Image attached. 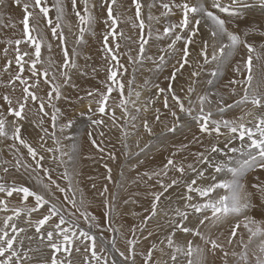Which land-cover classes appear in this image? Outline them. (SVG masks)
Masks as SVG:
<instances>
[{"label": "snow or ice", "instance_id": "obj_1", "mask_svg": "<svg viewBox=\"0 0 264 264\" xmlns=\"http://www.w3.org/2000/svg\"><path fill=\"white\" fill-rule=\"evenodd\" d=\"M116 2L117 0H101V6L106 8L107 17L104 22L108 28L103 37V50L105 51L106 60L116 61L114 67L123 69L126 72L127 69L118 60L121 44L116 37L119 36L123 39L124 34L122 31L117 32L118 24L122 21H120L118 15L113 14V5ZM14 3L17 7L22 8L23 18L20 23L23 27L21 29V39L14 42L8 41L9 44L15 43L17 45L15 63L18 71L11 83L19 81L21 85L26 86L22 89L21 97L16 98L15 102L9 95L0 97L4 101V104H0V138L12 140L14 142L11 145L12 148H16V143H18L27 149V154L32 158L34 164H22L23 157L17 156L12 167L15 169V173H20V169L23 167L25 172H28L29 176L44 191L30 189L28 186L18 183L16 179L9 183L6 175L10 173V168L6 165H9L10 161L4 160L0 163V171L6 174L0 176V194H2L0 195V212L6 214L0 217V264H79L75 260L74 254L82 256V264H109L110 258L111 264H119L112 257L114 252L118 253L124 264H135L136 241H127L130 247L125 252L117 248L115 239H106L102 234H99L104 231L103 224L98 222L97 217L84 206L82 197L77 201L76 192L71 187L72 182L67 170L61 173L59 177L53 178L52 172L55 169L45 167V157L22 136L23 125L21 122L28 119L26 109L29 103L37 104L38 102V112L44 115H48L45 111L46 107L52 108L50 120L53 129L56 128L60 110L55 107L53 101L61 97V85L56 81L58 78H62L66 82L70 78L68 70L76 67L72 59L75 54V47L70 51L67 46V35L64 28L67 27L68 31L72 32V25L70 22L65 24L66 11L62 0H53L51 4L48 3V0H14ZM70 3L71 13L75 15L78 21V34L75 32L72 34L75 37V43H80L83 41L85 32L91 28L96 18L91 12L89 0H70ZM78 3L82 5V8L78 9ZM133 3L136 8L135 19L133 20L130 17L127 22L131 23L133 28L138 27L140 32L138 35V56L133 58L129 55L128 58L131 63L143 60L145 45L149 42L148 39H145V22L141 18L143 5L138 0H133ZM160 6L164 9V16L175 15L176 12L180 13L178 23L170 24L163 29V35L171 38L168 47L175 49L178 41H184V47L180 49L183 55L177 60L175 71L170 79H175L176 72L182 70L186 65H190L188 60L189 45L196 42L194 38L200 34L202 24L209 28L210 37L215 43L210 45L208 40L201 42V67L213 63L218 66L223 65L241 48L246 50V56H242L241 60L232 68L235 76L239 78H230L226 85L229 98H234L232 103H227L223 94L216 99L210 98L209 95H201L198 96L196 104L189 100L186 106L184 101L175 94L171 85L167 89H159L160 93H171L175 108L169 107L167 95L164 97V107L169 109L174 125L181 122L182 116L189 117L199 124L201 134L208 137H213V133L215 134L214 139L216 142L209 144L205 152L196 154L197 162L207 167L197 169L194 165L189 164L187 169L195 172L196 177L200 178L204 177L208 168H212L215 173L227 172L231 175V179L221 181H216V178L212 177L213 182L206 186L198 185L196 178L185 182L186 195L183 197L185 202L182 207L173 209L175 218L170 220L173 231L166 237L167 247L171 249V264H206L205 249L198 244L194 245L192 239H188L185 245L175 243L173 237L176 232L198 237L204 245H210L207 251L213 255L219 250L223 253L224 264H229L227 259L229 255L238 256L239 264H264V221L258 222L248 215L250 209L257 207L253 202L256 192L261 197V203L258 207L264 210V182L252 184L251 187L256 189V192L247 191L244 183H242L250 170L256 168L264 170V51H262L264 44L257 48L254 43L246 39L249 31H252L251 29L241 34L230 30L228 27L229 24H234L236 20L242 19L243 13L252 7H259L264 11V0H227V2H222V0H197L196 3H191L190 0H168V2H162ZM91 7L94 8L95 4H92ZM149 7H152V5H149ZM53 9L55 10L54 19L50 16ZM222 16L227 17V19L222 18ZM148 19H152L151 15ZM41 21L46 22L44 28L51 32L52 39L58 41L56 47L62 51L63 60L58 66L49 60L48 67L37 68V65L43 63L42 47H46L49 52L53 47L52 43L47 40L45 31L40 27ZM260 35L264 36V30L260 32ZM147 36L149 39L151 38L152 33L150 30ZM157 38L160 37L157 36ZM22 43L33 49V51L25 50L21 54L19 45ZM209 47L212 48L211 53L208 51ZM4 52L7 54V49H4ZM25 57L29 59L25 61ZM159 59L161 62L164 61L163 56ZM254 61L257 63L254 64ZM25 64H30L28 70L31 77L29 78L22 75ZM7 65L11 67L12 61L9 60ZM8 67H5L4 71H8ZM53 68L56 71H53L50 75V70ZM257 68L261 69L259 78H257L255 71ZM108 71V80L112 81V84L105 85L106 92L97 93L99 95V99L96 100L97 111L102 115L106 114V106L111 93L117 91L119 102L111 108L113 112L111 119L115 125L116 117L114 113L116 107H119L125 116L128 115L127 105L130 102L131 91L128 93V98H125V85L122 81L116 79L117 71L113 70L112 67ZM219 72L220 69L217 67L211 72V75L218 76ZM198 74L197 71L192 72V76ZM32 78L35 79L32 80L31 84H28V79ZM41 83L50 85L45 96L37 94ZM128 83L131 84L132 81ZM113 84L116 85V88H113ZM192 92L193 89L189 87V95ZM88 95L93 96L94 93L89 92ZM212 95L215 96L216 94ZM138 96L139 93H137ZM113 99L115 101L116 98ZM5 104L7 105L6 110L4 108ZM249 105L251 108L248 107ZM213 106L218 113H224L227 109L235 107L241 109L243 114L232 119H216L213 117ZM89 111H92L91 102ZM145 111H147V108H145ZM156 111L159 112L158 109ZM9 116L13 119L8 120ZM247 117H252V119L247 120ZM155 119L159 121V115H156ZM42 123L43 119L41 118ZM92 123L99 126L104 121L97 119L93 120ZM71 126L72 122L69 120L61 125L59 130L63 133L65 129L71 128ZM144 128L151 134V128L147 120L144 121ZM42 130L51 136L55 144L59 145L60 141L56 137L55 131L49 134L47 129ZM169 131H175V127L169 128ZM99 135L103 136L104 133L100 132ZM88 136L92 144L97 146L91 132L88 133ZM221 136L225 137L223 147L219 146ZM41 140L43 141V137H41ZM237 140L240 142L239 147L233 146ZM41 147H43V143ZM16 151L19 152V149H16ZM46 151L59 152L60 156L54 155L52 160L56 161L57 167L64 165L63 157L68 153L61 152L60 147L48 148ZM237 153H239V156L236 155ZM220 156H223L224 159H217ZM112 158L115 159V156H112ZM171 169L178 172L180 178H173L168 184L158 181L162 191L159 194H152L154 196L151 208L152 216L156 215L161 196L169 188L179 184L186 172L183 164L178 165L174 159H169L164 169L161 172L153 173V175L167 176L168 171ZM146 175L148 174L146 173ZM59 179H63L67 183L61 186L58 183ZM220 190H223V194ZM106 191L107 189H105ZM57 192L63 195V199L56 195ZM192 193H196L199 200L191 195ZM214 193L215 195H213ZM14 194H16V199L22 206L11 205L8 198L13 197ZM30 198L31 203H29ZM57 201H60V203L58 204ZM105 203L107 204V201ZM67 205H70L71 208L69 209ZM33 214H36L35 217ZM22 216L27 217L24 220V223L28 225L27 228L20 227L17 223V220ZM190 216L197 219L198 226L189 227L185 223ZM225 221L230 224L226 243L229 246L237 243L242 249L240 253L225 251V243H222L219 238L206 236L199 227L204 226L206 222ZM30 229H34V231L29 234ZM245 230L248 233L247 242L244 240ZM109 231H115V229L110 228ZM256 237L261 238L260 242L250 253V245L253 238ZM33 243L36 244L35 248H33ZM141 255L145 256V264H150L152 251L149 250L146 255ZM194 256L195 259H193ZM181 257L185 258L184 261L181 260Z\"/></svg>", "mask_w": 264, "mask_h": 264}, {"label": "rangeland", "instance_id": "obj_2", "mask_svg": "<svg viewBox=\"0 0 264 264\" xmlns=\"http://www.w3.org/2000/svg\"><path fill=\"white\" fill-rule=\"evenodd\" d=\"M52 2L53 0H48L49 4ZM138 2L143 5L141 9V18L145 22L144 36L145 39L149 40V42L145 45L143 60L135 63L129 62L128 57L129 55L133 58H137L138 56V34L140 30L138 27L133 28L132 24L127 22L130 17L133 20L135 19V4L133 3V0H117L116 4L113 5V14L118 15L120 21H122L118 24L117 32L122 31L124 38L121 39L117 36L116 39L119 40L121 44L118 53V60L119 63L123 64L127 69V71L124 72L123 69L114 67L117 63L116 61L110 62L105 59L103 37L105 32L108 31L107 24L104 22L106 19L105 17H107V12L106 8L101 6V0H89L91 12H93L92 14L96 19L91 28L85 32L83 41L80 43H75V37L72 34L73 32L78 34V21L75 15L71 13L70 0H62L66 11L65 23L67 24L70 22L72 25V32H69L67 27L64 28L67 35V46L70 51L73 47H75V54L72 59L76 64L75 68L68 70L70 78L66 81V84L70 90L75 91L79 89L82 81L87 77V69L86 67H83L79 70L78 65L82 64L88 57H91L94 49L98 47L101 51L102 61L106 65V84H112V81L108 80V70L112 67L113 70L118 73L116 79L118 81H122L125 85V98H128V93L131 91L130 102L127 105L128 115L125 116L123 111L119 107H116L114 113L116 117V124L114 125L111 119L113 115L111 108L114 107L115 103L119 102L117 91H113L111 93L106 106V114L103 115L97 111L98 105L96 100L99 99V96L95 93L93 96H89L88 94L90 91H88L77 101L74 103L72 102V111L64 109V105H68V107H70L71 104L66 101L61 102V97L60 99L53 101L55 107L60 110L55 129H53L52 122L50 120L52 108L46 107L45 111L48 115H44L38 112V102L37 104L29 103L28 108L26 109L28 119L22 121L24 124L22 136L45 157V167L48 165L52 169H55L52 172L55 173L54 178L59 177L61 173L67 170L71 178V182H74L75 184L83 182L92 190L93 196L97 198L99 204V206H97L98 213L96 217L98 222L103 224L104 228V231L99 234H102L106 239H115L117 248H121V251L125 252H127L130 247L127 241L135 240V252L137 253L135 256V264H145V256L141 254L146 255L149 250L152 251L150 264H171V249L167 247L166 237L173 231L170 223V220L175 218L173 209L182 207L185 202L183 197L186 195L185 182H187V179L190 178L191 181V179L196 178L198 185L206 186L207 184L213 182L212 177H215L216 181H221L231 179V175L227 172L215 173L212 168H208L204 177L200 178L196 177L195 172L187 169V165L189 164L194 165V167L198 169L196 154L205 152V149L209 144L216 142L214 139L215 134L213 133V137L201 134L199 132V124L189 117L182 116L181 122L178 125H174L169 109L164 107V97L167 95L169 107L173 109L175 108V103L171 99V93H160L159 89H167L169 85H171L175 94L184 101L186 106L188 105L189 100H191L193 104H196L198 96L201 95H209L210 98L216 99L219 95L223 94L226 102L232 103L234 98H229L228 88L226 85L230 78H239L235 76L232 68L241 56L239 53L242 54L244 51L246 52V50L241 48L234 53L229 61H225L223 65L218 66L213 63L203 65V67H201V42L203 40H208L210 45L215 43L210 37L209 28L202 24L203 26L201 25L200 34L194 38L196 42L189 45L188 60L190 61V65H186L182 70L176 72L175 79H170V76L175 71L177 60L183 55L180 49L184 47V41H178L175 45V49L169 48L168 45L171 43V38L163 35V29L170 24L178 23L180 13L176 12L175 15L170 14L168 16L163 15L164 9L160 5L162 2H168V0H138ZM190 2L196 3L197 0H190ZM222 2H227V0H222ZM92 4H95L94 8L91 7ZM149 5H152V7H149ZM0 7V97L3 95H9L15 102L16 98L21 97L22 89L26 85H21L19 81L11 83L13 77L18 71V67L15 63V49L17 45H15V43L9 44L8 41L11 40L14 42L17 39H21V29L23 25L20 21L23 18V11L22 8L15 5L14 0H0ZM79 8H82V5L78 3V9ZM29 10L31 11V9ZM248 10L243 13L242 19L236 20L234 24H229L228 27L230 30L237 32L236 27L238 23L246 22V20H253L256 24L251 21V24H253L252 27L249 28L253 33L247 29L250 34H248V38H246L248 41L252 40L251 37L257 38L259 48L261 44H264V36L259 33L264 30V28H262V26H264V11H262L259 7H252ZM149 15L152 17L151 20L148 19ZM50 16L54 19V9L50 13ZM222 18L227 19L225 16H222ZM45 23L46 22L41 21L40 27L45 31L47 40L52 43L53 47L50 52L46 47H42L41 55L43 63L41 65L48 67V62L51 60L54 65L58 66L62 63L63 54L61 49L56 47L58 41L53 40L51 32L44 28ZM136 23L138 24L139 22L137 21ZM13 25H15V27H13ZM257 25L259 27H257ZM254 27L255 31L253 30ZM149 30H151L152 33L150 39L147 36ZM250 35L252 36L250 37ZM157 36L160 38H157ZM19 48L21 50V54H23V51L25 50L33 51V49L23 43L19 45ZM4 49H7V54H5ZM85 51L88 55H83L86 53ZM208 51L211 53L212 48L209 47ZM161 56L164 57L163 62L159 59ZM24 59L27 61L29 58L25 57ZM9 60L12 61L11 67H8L7 65ZM41 65H37V68L42 69L43 67L41 68ZM5 67H8V71H4ZM29 67L30 64H25V68L22 73L25 78L31 77V73L28 70ZM217 67L220 69L219 75L212 76L211 72ZM53 71H56V69H51L50 75ZM193 71H197L199 74L197 76H192ZM260 72L261 69L259 68L257 78H259ZM33 79L35 78L28 79V84H31ZM62 80V78H58L56 81V83L61 85V93L64 89L62 86ZM129 81H132V83L129 84ZM112 86L113 88H116L115 84ZM49 87L50 85L41 83L40 89L37 90V94L39 96H45ZM189 87L193 89V92L190 95L188 93ZM13 89H15V91H13ZM137 93H139L138 97ZM212 94L216 95L213 96ZM113 98H116L115 101ZM90 102L92 108L91 112L89 111ZM0 104H4L2 99H0ZM248 107L251 108L250 105ZM4 108L5 110L7 109L6 104L4 105ZM145 108H147V111H145ZM137 109H139V111H137ZM157 109L159 110L158 113L156 111ZM242 114L241 109L235 107L227 109L224 113H218L215 111V107L213 106V117L216 119H232ZM73 115H75V118H72ZM156 115H159V121L155 119ZM41 118L43 119L42 124ZM7 119L12 120L13 117L9 116ZM97 119H102L104 123L99 126L93 124L92 121ZM247 119L250 120L252 117H247ZM69 120L72 122L71 128L65 129L63 133L60 132V126L67 123ZM145 120H147L149 127L151 128V134H149V132H147L144 128ZM84 123L89 125L90 128L84 129L82 126ZM76 124L80 127L83 133L82 140L86 137L84 140L88 139L89 143L92 144L88 136L89 132L92 133V138L96 140L97 146L92 144L91 147L94 149L92 151L94 152V157L91 158L86 156L76 162L74 167L70 169L72 166L69 164L71 156L65 155L63 157L64 165L57 167V163L52 160V157L54 155L59 157L60 153L49 152L46 151V149H55L60 147L61 152H64L63 150L67 146L73 147L77 145L76 141H71L69 144L66 143V140L69 138V133L72 132V129ZM172 127H175V131H169V128ZM42 129H47L49 134L55 131L56 137L60 141L59 145L55 144L51 136L46 134ZM100 132H103L104 135H99ZM41 137H43V141L41 140ZM82 140L77 139L78 142ZM197 141L199 142L197 143ZM224 142L225 137L221 136L219 138V143L222 144L219 146L223 147ZM42 143L43 147H41ZM233 146L239 147L240 142L237 140ZM168 148L172 149V156L175 157L176 163L178 165L183 164L186 172L179 184L169 188L168 191L161 196L156 209V215L152 216L151 208L154 200V196L152 194H159L162 191L158 181L168 184L171 179L180 178V174L174 169H171L168 171L167 176L154 175L145 180H141V174L145 165L151 163L155 158V155ZM10 151L11 149L6 148V141L4 138H0V163L7 160L6 158L7 155L10 156ZM22 151L24 154L27 153V149L23 146ZM236 155L239 156V153ZM112 156H115V159H113ZM48 159H50L52 163H48ZM217 159H224V157L220 156L217 157ZM9 165L6 166L10 168V173L6 175L0 171V176L6 175V179L9 183H11L15 175L18 176V174L15 173V169L12 165ZM164 166L165 165H162V169L159 172L164 169ZM206 167V165L202 166V168ZM109 169L111 170L110 173ZM191 174L194 176L191 177ZM58 183L61 186H64L67 182L63 179H59ZM71 187H75L76 194H79V190L76 186H74V184L72 186L71 183ZM105 189H107L106 192ZM146 190H149L150 192L143 195ZM220 192L223 194V190H220ZM56 195L63 199V195L61 193H56ZM191 195L199 200L196 193H192ZM213 195H215V193ZM148 196H153V200H151L150 205L143 203V199ZM8 199L11 201V205L13 206H16V203L20 204V202L16 199V194ZM105 201H107V204ZM253 202L255 205L261 203L255 201L254 199ZM57 203L59 204L60 201H57ZM67 207H69V209L71 208L70 205H67ZM4 215L6 214L0 212V217H3ZM33 215L35 217L36 214ZM248 215L258 222L264 221V210L258 206L250 209L248 211ZM112 217H114V220ZM26 218L27 217L22 216L19 220H17L20 227H28V225L24 223ZM185 223L189 227L194 225L198 226L197 219L192 216H190L189 220L185 221ZM206 224H209L210 226L206 227ZM205 225L199 227L206 236H211L213 238L214 229L216 227H220L224 238L227 239L230 226L229 222H206ZM110 228L115 229V231H109ZM31 231H34V229H30L29 234ZM144 233L145 236H142ZM21 235L23 236L24 234L22 233ZM139 236H142L140 240H138ZM181 238H185V244L188 239H192L194 245L198 244L200 247L204 248L205 258L207 255L212 254L207 251V249L210 248V245H204L203 241L199 240L198 237H192L182 232H176V235L173 237L175 243L177 244L180 243ZM247 238L248 233L245 230V242H247ZM260 239L261 238L259 237L253 238L252 244L250 245L251 248H249L250 253L257 247ZM35 247L36 244L33 243V248ZM237 247L240 248L238 245ZM237 247L234 248L233 245H231V247L225 246V251L231 253L235 251ZM241 250V248L237 250V253H240ZM141 251L144 252L141 253ZM216 254L218 258H215V263L224 264L223 253L217 250ZM105 255H107V253H105ZM112 257H114L119 264H124L118 253H112ZM74 258L77 262H79V264H82V256L74 254ZM184 259L185 258L181 257L182 261H184ZM227 259L229 264H239L238 256L233 257L229 255ZM109 264H111V258L109 260Z\"/></svg>", "mask_w": 264, "mask_h": 264}, {"label": "bare ground", "instance_id": "obj_3", "mask_svg": "<svg viewBox=\"0 0 264 264\" xmlns=\"http://www.w3.org/2000/svg\"><path fill=\"white\" fill-rule=\"evenodd\" d=\"M0 9H1V7H0ZM3 10H4V8H3ZM92 10H94V9H92ZM248 11L251 12V13H253L250 10H248ZM251 21L254 22L253 20H246V22L238 23L237 24V27H236L237 32L242 34L245 31H247V29L251 28L252 27V24H253V23L251 24ZM257 27H259V26L257 25ZM254 29H255V27L253 28V30ZM144 33H145V31H144ZM136 34H138V33H136ZM252 35H250V37ZM251 39L252 40L250 42L254 43L256 45V47L258 48V46H259V43L257 42L258 39L255 38V37H253V38L251 37ZM262 51H264V49H262ZM88 52H89V50H88ZM244 53H246V52L244 51ZM244 53H242V54L239 53V55H241V56L238 58L237 62H239L241 60V57L242 56H246V54H244ZM83 55H88V54L86 52ZM83 58H84V56H83ZM255 63H257V62L254 61V64ZM42 67L45 68V65H41V68ZM83 67H86V69H87V77L82 81L79 89H77L75 91L70 90V88L68 87V85L66 84V82L64 80H62V86H63L64 89L62 90V93H61V102L66 101V102H69L71 104L70 107H68V105H64V109L65 110L68 109L69 111H72V102L74 103L75 101H77L83 94H85L88 91H90L92 93H95V94L100 93V92H106V87H105V85H106V73H105V71H106V65L102 61L101 51H100V49L98 47H96L94 49L93 54H92L91 57H88L82 64H79L78 65V69L79 70L82 69ZM258 70H259V68L255 69L257 75H258ZM72 118H75V115H73ZM21 123L23 125V127H22V129H23L24 128V124H23V122H21ZM82 126L84 127V129H89L90 128V126L87 125L86 123L82 124ZM80 135H81V137H80ZM82 137H83V133H82L80 127L76 124L73 127L72 132L69 133V138L66 140V143L69 144L71 141H76L77 142V145H75L73 147L67 146L63 150L65 153H68V155L71 156L70 159H69V164L72 165L70 169H72L74 167V165L76 164V162L80 161L84 157H86V156H89L91 158L94 157V155H93L94 152H92L94 149L91 148L92 147V144L89 143L88 139L87 140H84V139H86V137H84V139L82 140ZM77 139H80L82 141L78 142ZM4 140L6 141V148L11 149L10 156L7 155V158H6L8 161H10V164L11 165H14L15 159H16L17 156H22L23 157V159L21 160V163L22 164H24V163H27V164H30V165L31 164H34V161H32V158L27 153L26 154L23 153L22 146L21 145H19L18 143H16V148H12L11 145L14 142L12 140H10V139H5L4 138ZM198 142L199 141H197V143ZM110 144H112V143H110ZM221 144L222 143H219V145H221ZM111 146H113V145H111ZM16 149H19V152H17ZM48 156H50V155H48ZM169 159H174L175 160V157L172 156V149L171 148L164 149L163 151H161L160 153H158L157 155H155V158L153 159V161L151 163L145 165V167H144V169L142 171V174H141V176H142V179L141 180H145V179L149 178L150 176H154L153 173L159 172L162 169V165H166L167 164V161ZM47 162L48 163H52V161L50 159H48ZM202 166L203 165H201L199 163L197 165L198 169H201ZM47 167L48 168H51L48 165H47ZM146 173L148 175H146ZM17 174H18V176L15 175V177L13 178V179L18 180L17 182H20V183L24 184L25 186H28L30 189H34V190L40 191V192H43L44 191L39 185L36 184L35 180L32 179L29 176V173L28 172H25L24 168H21L20 169V173H17ZM52 174H53L52 177L54 178V176H55L54 174L55 173H52ZM193 176L194 175L191 174V177H193ZM188 181H190V178L187 179V182ZM260 182H264V170L259 169V168L250 170L246 174V176H245V178L243 180V183L245 185L246 190L247 191H250V192H256V189H253L251 186H252V184H258ZM73 184L79 190V194H76L77 201H79L81 199V197H82L83 200H84V206L87 207L88 210L93 215L96 216L97 213H98L97 206H99V204H98L97 198L93 196L92 190L86 184H84L83 182H79L78 184H75L74 182H72V186H73ZM74 189H75V187H74ZM148 192H150V191L149 190H146V192H144L143 195L145 193H148ZM57 193H59V192H57ZM135 194H137V193H135ZM253 199L255 201H257V202H261L260 194L258 192H256V195L253 197ZM30 200H31V198H30ZM30 200H29V203L31 202ZM151 200H153V196L145 197L143 199V203H145L146 205H150L151 204ZM259 204L260 203H258V205ZM20 206H22V205L16 203V207H20ZM112 218L114 220V217H112ZM150 226H152V225H150ZM205 226L206 227H209L210 225L209 224H206ZM142 236H145V233ZM142 236H139L138 237V240H140L142 238ZM213 238H219L222 243H225V246H229L226 243V238H224L223 233H222V230H221L220 227H216L214 229V237ZM182 242H184V243H182ZM179 244L180 245H185V238H181ZM233 246L235 248V247H237V244L234 243ZM119 249L122 250L121 248H119ZM239 249L240 248L237 247L235 249V252H237V250H239ZM143 252L144 251H141V253H143ZM215 258H218L217 257V254H215V255H213V254L207 255V257H206V264H216L215 263ZM193 259H195V256L193 257Z\"/></svg>", "mask_w": 264, "mask_h": 264}]
</instances>
